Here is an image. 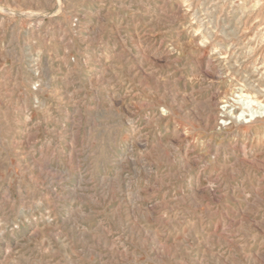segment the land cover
Instances as JSON below:
<instances>
[{"label": "rangeland", "instance_id": "obj_1", "mask_svg": "<svg viewBox=\"0 0 264 264\" xmlns=\"http://www.w3.org/2000/svg\"><path fill=\"white\" fill-rule=\"evenodd\" d=\"M0 264H264V0H0Z\"/></svg>", "mask_w": 264, "mask_h": 264}, {"label": "bare ground", "instance_id": "obj_2", "mask_svg": "<svg viewBox=\"0 0 264 264\" xmlns=\"http://www.w3.org/2000/svg\"><path fill=\"white\" fill-rule=\"evenodd\" d=\"M259 104V103H258ZM223 108H225V114L227 115H231V117H233L232 111L231 110H227V106H223ZM222 115V114H221ZM239 117V116H238Z\"/></svg>", "mask_w": 264, "mask_h": 264}]
</instances>
